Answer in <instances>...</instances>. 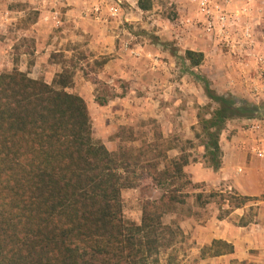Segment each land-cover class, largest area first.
I'll return each instance as SVG.
<instances>
[{"label": "rangeland", "instance_id": "374dc122", "mask_svg": "<svg viewBox=\"0 0 264 264\" xmlns=\"http://www.w3.org/2000/svg\"><path fill=\"white\" fill-rule=\"evenodd\" d=\"M238 1L212 0L224 5L228 20L225 28L217 25L208 32L206 17L192 0H152V10L144 13L132 6L136 0H0V24H3L0 25V50H6L8 45L14 54V62L18 61V68L25 64L30 66L33 60L31 54L38 44L35 38L39 36V45L50 48V59L46 57L44 62H39L41 70L45 67L46 72H29L31 78L47 80L48 84H52L59 74L54 72L53 63L72 72L74 85L67 91L81 94L87 103L94 139L101 141L126 163L132 164L127 176L136 187L122 192L124 216L129 222L140 224L144 202L158 200L165 192L164 188H156L152 183V173L148 167V164L156 162V155L161 151L166 152L170 146H176L185 151L191 160H201L210 167V161L202 151L204 139L196 138L197 132H200L198 114H206L205 107L211 104L202 79L208 80L211 88L220 95H232L241 101L264 105V92L257 95L252 90L254 87H264V72L252 71L261 67L260 64L264 67V63L258 60L261 55L257 54L256 45L262 35H259L260 30L250 27L251 24L257 28L263 26L264 11L258 14L262 17L260 24V20L251 15L247 17L246 14L238 15L231 11ZM259 4L264 7V0H260ZM112 7L119 9L115 16L112 15ZM7 12L11 13L9 21L6 20ZM35 24L37 26L32 29ZM95 26L102 27V34L98 37L101 47L107 34L112 42L115 40L117 50L122 51L126 62L136 57L133 49L136 43L144 42L169 51L172 58L164 60L169 65L168 71L165 72L163 68L160 72L163 77H157L153 72L147 78L150 81L148 94L147 91L140 94L142 91L136 85V74L140 72L105 71L103 62H108L115 54L108 56L97 48L98 42H93L91 35L96 30ZM61 39L68 42L59 46ZM189 50L204 55L199 67L192 68L191 63L185 60ZM24 53L27 54L26 58L21 57ZM9 60L12 63L11 56ZM0 64L2 70L7 72L5 55ZM4 72H0V75ZM159 80L160 86L153 87ZM168 82L172 83L169 87L171 91L165 95L166 87L163 85ZM234 82H242L244 88H249L241 91ZM98 99L107 101L106 106L102 108ZM152 99L161 100L160 107L167 104L164 109L168 118H176L173 127L155 117L159 109ZM235 121L228 122L221 134L224 148L232 136L251 137L250 131L256 125L261 128L258 123L264 122L259 119ZM188 138H192V143H188ZM261 142L257 141L254 149H263L264 143ZM221 152L223 157L222 149ZM188 180L186 176L174 182L183 195H189L187 205L178 207L177 219H173L171 214L163 218L164 224L172 228L173 237L167 234V246L160 248L153 257L146 258L145 264H200L199 255L194 251L196 242L184 235L179 224L180 219L192 211L190 193L194 194L196 190L205 192L202 193L201 205L213 200L221 206L230 205L232 208L239 202L235 200L238 196L235 191L225 188L214 191L204 185L193 187L186 185ZM229 212L227 209L221 210L219 217ZM253 216L251 210L249 217ZM202 252L203 256L212 255L213 249L205 248Z\"/></svg>", "mask_w": 264, "mask_h": 264}, {"label": "trees", "instance_id": "16d2710c", "mask_svg": "<svg viewBox=\"0 0 264 264\" xmlns=\"http://www.w3.org/2000/svg\"><path fill=\"white\" fill-rule=\"evenodd\" d=\"M152 6V0L138 1L143 12ZM203 58L199 52L185 54L192 68ZM201 81L211 104L198 114L196 138L204 139V157L218 171L228 122L264 120V105L220 95ZM73 85L74 74L65 68L48 84L20 71L18 61L0 75V264H145L167 246V234H174L163 218L187 205L189 195L174 182L186 178L190 158L182 150L169 158L176 148L170 146L148 164L154 185L165 192L144 202L140 224L125 219L122 192L136 187L127 176L132 164L94 139L87 103L67 91ZM235 200L238 208L252 198ZM210 249L214 256L233 250L221 241Z\"/></svg>", "mask_w": 264, "mask_h": 264}, {"label": "crops", "instance_id": "0c3cea01", "mask_svg": "<svg viewBox=\"0 0 264 264\" xmlns=\"http://www.w3.org/2000/svg\"><path fill=\"white\" fill-rule=\"evenodd\" d=\"M138 1L139 0H136L132 6H135V8L141 13H144L139 9ZM259 2L260 0H244V2L239 0L238 3H236L233 8H231V11L238 15L246 14L247 17L251 15L254 19L260 20L261 24L262 17L259 16V13H263L264 7L261 6ZM10 14L11 13L7 12V21L10 20L8 19L10 18ZM37 25H39V23ZM37 25H33L32 29H35V26ZM261 25H263L261 28H257L253 24H251L250 27H252L254 30H260V33L258 31L257 32L259 35H262L258 39V43L256 45L258 50L257 54L261 55L258 56V60H261L264 63V23ZM95 27L96 30H93L91 35L93 38L92 41L98 42L97 48L100 51H105L108 56L115 54V56H111L107 64L104 65L105 71L140 72L136 74V85L139 87V91H142L139 92L140 94L147 91V86L150 84V81L147 78L152 76L153 72H156L157 77H163V75L160 74L162 71L161 69L165 68V72L168 71L169 65L164 60L166 58H172V56L169 54L167 49H160L161 47L159 46H151L149 44H145L144 42L136 43L133 48L136 57H134L133 61L130 59V62H126L123 60L124 55L122 54V51L117 50V46L114 42L115 40L112 42V38L108 37L107 34V37H103V46L101 47L98 37L102 34V27ZM35 39L38 44L36 45V50H34V52L31 54L33 60L31 61L30 66L29 64H25L24 66L19 67L20 71L22 72H46L45 67H43L44 69L42 68L41 70V65L39 62H44L46 57L50 59V54H48L50 48L39 45V36H36ZM67 42L68 40L61 39L59 46ZM8 48L9 46L6 45V50H0V61L2 60L3 55L6 56L7 72L12 71L15 67V62L13 59L14 54L11 53V50H9L10 48ZM43 51H45V53H43ZM180 55L183 54L180 53ZM10 56L12 63L9 60ZM21 57L26 58L27 54L24 53ZM260 65L261 67L258 66L257 70L253 65L252 67L255 70L252 71L264 72L263 65ZM53 66L55 67L54 72L60 73L63 71L61 65L53 63ZM1 67L3 66L0 64V72H4V70H2L3 68ZM143 72L146 73L143 74ZM29 75L32 77L31 73H29ZM46 82L49 83L47 80ZM164 82L167 83V81ZM153 83L155 84L156 82ZM159 83L160 80L157 81V84H155L153 87H159ZM234 83L239 89H241V91H246V89L249 88H244L242 82ZM163 86L166 87V90H164L165 95H168L169 91H171L169 87L172 86V83L168 82V84H164ZM238 88H236L237 91H240ZM181 90H183V88H181ZM151 94L153 95L152 92ZM159 96L164 98V96L161 94ZM128 98L131 97L129 96ZM152 102H154L156 108L159 109L155 117L157 119H161V122H165L173 127V125L176 123V118H172L173 116H170L171 119L168 118L166 109H164L167 104L164 107H160L161 100L155 99L153 101L152 99ZM168 106L171 107V104ZM101 107L103 108L104 106ZM149 108L150 107H148V109ZM167 111H169V109H167ZM236 121L238 122L239 120ZM258 124L262 126V129L260 128L256 131L251 130V137L247 138L240 137L239 135L232 136L230 143H227L225 148L223 147L224 138L222 136L220 140V147L223 151L222 167L218 171L207 167L205 163L201 162V160L193 161L191 159L189 165L184 168L185 174L188 176L193 185H204L208 189L214 191L225 188L230 191H235L238 196L252 198L251 201L247 202L242 207L231 208L230 205L221 206L213 200L201 205V201L197 200V196L205 192L202 190H196L194 194L193 192L190 193L192 196V211L184 215V217L180 219L179 224L184 235L191 237L192 241L196 242L197 247L194 251H196V253L199 255L198 259L200 264H264V160H259L253 152L257 141H262L261 143H264V122ZM188 139L192 141V138ZM202 148L203 154L205 155V149L204 147ZM262 148L264 151V146ZM180 154L181 150L177 147L168 151V157L171 159L179 157ZM163 169L164 167L161 168L160 166V171ZM156 188L158 187L156 186ZM225 209L229 210L230 212L220 218L219 215L221 210ZM251 210H253V217H249V212ZM171 215L173 219H177L178 217V214ZM207 218L209 219L207 220ZM215 241H221L231 245L233 248L232 252L225 253L220 256H214L213 254H207L206 256H203V249H210L213 242Z\"/></svg>", "mask_w": 264, "mask_h": 264}, {"label": "built area", "instance_id": "2783aa9c", "mask_svg": "<svg viewBox=\"0 0 264 264\" xmlns=\"http://www.w3.org/2000/svg\"><path fill=\"white\" fill-rule=\"evenodd\" d=\"M192 1L197 3L199 11L203 16L206 17L207 20L206 30L208 32L214 30L217 25H220L222 29L225 28L228 17H227L226 8L222 3L220 4L213 3L212 0H192ZM118 11H119L118 7L111 8V12H113L112 13L113 16L117 15ZM252 90L254 91L255 94L259 95L260 93L264 92V87L262 88L254 87ZM259 129L260 127L257 125L254 127V130H259ZM253 152L258 158L264 159L263 149H259V150L254 149Z\"/></svg>", "mask_w": 264, "mask_h": 264}]
</instances>
